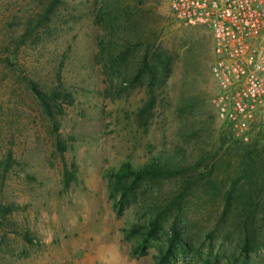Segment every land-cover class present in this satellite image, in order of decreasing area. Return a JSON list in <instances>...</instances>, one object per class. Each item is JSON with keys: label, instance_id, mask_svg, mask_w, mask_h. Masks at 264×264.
<instances>
[{"label": "rangeland", "instance_id": "374dc122", "mask_svg": "<svg viewBox=\"0 0 264 264\" xmlns=\"http://www.w3.org/2000/svg\"><path fill=\"white\" fill-rule=\"evenodd\" d=\"M61 2L23 34L47 0H0V158L18 162L0 171V203L18 205L0 264H156L173 228L167 264H264V110L248 142L216 119L209 30L168 0ZM26 80L71 101L51 120ZM156 160L160 176L107 174Z\"/></svg>", "mask_w": 264, "mask_h": 264}, {"label": "built area", "instance_id": "2783aa9c", "mask_svg": "<svg viewBox=\"0 0 264 264\" xmlns=\"http://www.w3.org/2000/svg\"><path fill=\"white\" fill-rule=\"evenodd\" d=\"M168 6L179 24L209 30L216 119L248 142L264 110V0H168Z\"/></svg>", "mask_w": 264, "mask_h": 264}, {"label": "trees", "instance_id": "16d2710c", "mask_svg": "<svg viewBox=\"0 0 264 264\" xmlns=\"http://www.w3.org/2000/svg\"><path fill=\"white\" fill-rule=\"evenodd\" d=\"M61 0H47V4L44 6L41 12L36 14V17L33 18L32 16L27 18L21 27L24 29V33H29L33 31V29L42 23L43 20L48 19V15L52 13L60 4ZM4 41L0 40V49L3 47ZM8 60V58H7ZM146 64V60L143 62ZM26 83L30 90L35 95L36 99L38 100L40 106L42 107L45 114L48 116L49 119L53 120L56 111H61L59 102L62 101L63 98L65 100L71 101L72 94L67 90H64L61 86H59L60 90L56 89H49L43 90L40 89L36 82L32 80H26ZM55 131L57 128L55 127ZM57 149L60 154H62L66 150V143L63 140L57 139L56 142ZM18 162L13 158L11 153H6L0 158V171L4 176L14 165ZM161 166L159 161H154L152 164L143 165L139 168H132L128 163L123 164L117 170L107 172L108 177L117 178L118 180L126 179L127 177L132 176L133 179H140L147 176H160L163 174L161 172ZM76 180V164L73 162L70 164L69 167L64 166L63 173H62V184L64 188L69 187L72 181ZM18 209V205L15 203H0V215L4 217L7 214H10L14 210ZM24 239L27 242H31L32 238L28 233L23 234ZM182 237L179 235L178 230L173 228L171 232V239L170 244L165 253L158 258L156 264H167L169 256L171 255L173 248L176 247L177 244H181ZM138 247V246H137ZM137 247L135 248L137 251Z\"/></svg>", "mask_w": 264, "mask_h": 264}]
</instances>
